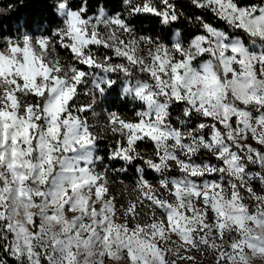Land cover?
Returning a JSON list of instances; mask_svg holds the SVG:
<instances>
[{
  "label": "clouds",
  "instance_id": "9594fccd",
  "mask_svg": "<svg viewBox=\"0 0 264 264\" xmlns=\"http://www.w3.org/2000/svg\"><path fill=\"white\" fill-rule=\"evenodd\" d=\"M32 3L0 0V264H264V0Z\"/></svg>",
  "mask_w": 264,
  "mask_h": 264
},
{
  "label": "trees",
  "instance_id": "16d2710c",
  "mask_svg": "<svg viewBox=\"0 0 264 264\" xmlns=\"http://www.w3.org/2000/svg\"><path fill=\"white\" fill-rule=\"evenodd\" d=\"M50 12V9L46 7V0H33V3L26 8H22L20 11L14 14L12 21L16 24V30L19 31L20 27H26L28 30L33 31L39 28L41 18L45 12ZM34 24L36 29H34ZM13 23H9L8 31L11 32Z\"/></svg>",
  "mask_w": 264,
  "mask_h": 264
},
{
  "label": "snow or ice",
  "instance_id": "6c2138e0",
  "mask_svg": "<svg viewBox=\"0 0 264 264\" xmlns=\"http://www.w3.org/2000/svg\"><path fill=\"white\" fill-rule=\"evenodd\" d=\"M28 38H26V40H27ZM15 50V49H14Z\"/></svg>",
  "mask_w": 264,
  "mask_h": 264
}]
</instances>
